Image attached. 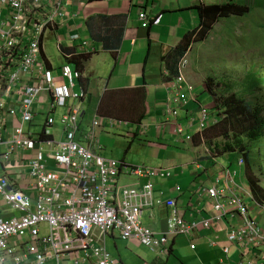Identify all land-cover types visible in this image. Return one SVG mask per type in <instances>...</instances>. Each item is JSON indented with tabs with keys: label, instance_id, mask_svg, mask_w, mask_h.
<instances>
[{
	"label": "built area",
	"instance_id": "2783aa9c",
	"mask_svg": "<svg viewBox=\"0 0 264 264\" xmlns=\"http://www.w3.org/2000/svg\"><path fill=\"white\" fill-rule=\"evenodd\" d=\"M63 6L64 0H0V264H121L107 245V236L114 232L124 239L137 238L167 256L169 234L196 237L202 229L213 230L217 222L225 221L231 244L264 250V229L251 208H264V201L236 182L238 170L224 167V185L200 188L213 200L215 214L190 220L179 210L177 199L156 201L154 197V179L170 177L171 171L98 153L102 117L82 129V100L87 96V89L78 82L82 71L67 62L58 79L43 62V38L47 29L59 24ZM139 17L143 27L151 25L146 11ZM67 42L85 53L96 49L78 33ZM172 85L177 94L169 100L185 106L189 98L181 92L188 85L184 74ZM39 102L47 113L41 132L32 128ZM210 108L203 104L199 118L192 117L188 126L195 134L177 125L180 140L193 142L198 135L206 145L205 131L219 122ZM61 109H66L59 118L63 129L55 132L54 113ZM179 110L174 108L176 115ZM108 120L112 128L131 124L114 116ZM140 126L139 132L148 129L143 123ZM220 155L215 145L206 148L207 158L215 160ZM239 164H246V159L241 157ZM123 177L145 182L123 185ZM177 189L181 191L182 186ZM157 207L169 209L163 232L142 220L146 209ZM210 244L217 246V239ZM222 248L230 254V246ZM242 251L246 255L240 264H264L259 255Z\"/></svg>",
	"mask_w": 264,
	"mask_h": 264
},
{
	"label": "crops",
	"instance_id": "0c3cea01",
	"mask_svg": "<svg viewBox=\"0 0 264 264\" xmlns=\"http://www.w3.org/2000/svg\"><path fill=\"white\" fill-rule=\"evenodd\" d=\"M226 1L228 0L224 2ZM215 3L223 2L64 0L63 17L55 29H47L43 38V62L46 67L52 68L58 79H61L65 63L70 62L76 67L82 63L80 65L83 66L81 69L83 75L78 82L87 89V96L82 100L84 113L81 123L85 129L91 125L94 118L102 117L101 126L98 128L101 141V147L96 149L98 153L106 157L123 158L132 165L163 167L171 171L170 177H158L165 179L162 182H156V178L154 179L156 184L154 197L156 201L161 198L177 199L179 210L190 220H201L215 214L213 200L207 197L205 192L201 193L200 188L224 185L226 177L224 167L227 166L219 163L217 158L215 160L207 158L206 147H203L198 135L197 140L191 142L180 140L175 133L178 124H182L187 131L193 130L188 125L192 123L193 116L199 118V109L203 104L212 108V118L220 119L217 108H214L215 96L209 92L207 80L196 77L195 72L190 70L193 64L185 62L189 53L194 52V44L180 61L176 59V49L188 33L200 25V6ZM255 6L251 5L252 10L249 13L238 17H247L254 12ZM142 11H146L152 21L149 27L142 26L139 17ZM156 18L160 19L158 23L153 22ZM73 33L80 34L83 40L93 42L96 46L95 51L85 53L79 50L75 43L71 46L67 41ZM181 63H184L182 68ZM182 73L188 83L181 91L189 98L185 106L178 105L173 100L177 91L172 84ZM209 94L213 101L210 104L203 103L204 96H207V101L210 102ZM176 106L180 108L177 115L174 112ZM42 107L39 102L36 107V120L44 113ZM58 112L61 115V110ZM110 116L127 119L131 124L127 128L120 127L126 130L113 127L115 130L111 131L112 127L108 120ZM141 123L148 125V129L139 132ZM56 125L52 127L55 132ZM131 125L133 129L130 128ZM122 134L128 140L131 138L126 149L124 142L117 138V135ZM135 139L139 140L134 144ZM135 145H138L140 150L144 149L141 158L143 163L128 157L129 151L132 152ZM201 165L203 167H200ZM249 172L246 170V176L252 187L250 179L254 178V175ZM185 179L190 182L185 184ZM130 180L132 183L129 185L135 186H142L145 182L144 178L139 177ZM236 182L241 185L237 179ZM178 185L182 186L181 191H178ZM258 185L261 193L256 196H260L258 198L264 201V185L260 177ZM252 192L254 193L253 190ZM251 208L264 229V208ZM168 213L169 209L166 208L146 209L142 220L156 231L163 232ZM226 224L227 221L217 222L213 230L202 229L201 234L196 237L169 234L167 243L170 248L169 254L162 256L155 252L152 256L144 258V261L146 264H215L209 259V255L216 253L221 256L220 264H240L242 255H246L242 250H249L264 258V250L231 244L227 236L229 226ZM170 235L173 236L172 241ZM109 238L118 249V241H121L140 256L146 251L137 238L124 240L118 232H114L107 236V245ZM216 239L218 245L213 247L210 242ZM192 243H196L197 247L192 248ZM222 245L231 247L230 254L224 252ZM117 258L121 264H126L120 256ZM243 264L248 262L245 261Z\"/></svg>",
	"mask_w": 264,
	"mask_h": 264
},
{
	"label": "rangeland",
	"instance_id": "374dc122",
	"mask_svg": "<svg viewBox=\"0 0 264 264\" xmlns=\"http://www.w3.org/2000/svg\"><path fill=\"white\" fill-rule=\"evenodd\" d=\"M219 1L224 2L225 0ZM244 1L250 5H256L254 12L247 17L242 16L240 18L234 15L233 18H221L204 41H195L194 52L191 51L189 53L185 62L193 64L190 70L195 72L196 77L201 80L206 81L209 76L215 77V89L221 97L222 102H226L228 97L235 92L256 104L264 106V0ZM208 98L210 102L207 101V96H204V102L203 99L201 100L203 103L210 104L213 101V97L209 94ZM215 100L218 101L216 97ZM61 112L62 115L66 112V109H61ZM221 113L222 115H220L219 122L221 119L227 117L226 111ZM61 115L60 112L54 113V116L57 119V125L55 126L56 131L62 129V124L59 119ZM46 116L47 113L44 112L43 114H40L35 121L33 126L34 129L36 128L37 132L43 130ZM120 127L127 128L128 126ZM123 128L120 129L126 130ZM130 128L133 129V125H131ZM110 130L114 131L115 128H111ZM187 133L195 134V131L190 130L187 131ZM57 138L59 139L60 135H57ZM117 138L119 141L124 142V149H126L131 138L128 140L123 134L117 135ZM138 140L135 139L134 144L137 143ZM208 141L209 140L207 139V143L203 147L210 148ZM215 141L216 143H221V146L220 148L218 147V149L222 154L218 156L217 161L230 167L232 171L238 170L239 174L236 176V179L239 183L243 185L245 184L246 187L252 190L251 184L246 176L247 170L248 172L250 171L249 173H252L254 177L258 179L260 177L264 185V135H262L260 140L250 142V144L248 142L249 149L251 150H249L250 156L249 160L245 157L246 164L243 166L239 164V161L241 157L245 156L244 154H242V156L240 152L224 153L223 146L226 142V138L222 136L215 138ZM135 146L136 147L132 149V152L131 150L129 151L128 157L134 158L143 163V159L141 158L144 154V149L140 150L138 145ZM163 180L165 179H155L156 182H162ZM189 182L188 179L184 180L185 184H188ZM122 183L123 185H128L129 183H132V180L123 177ZM253 205L254 203H252L251 206ZM170 238L172 241L173 236L170 235ZM118 244L119 249L114 243H112L110 238L108 239L110 250L115 256H120L126 264H146L144 258L155 254L149 246L143 243L146 251L141 253L142 256L138 255L136 251L135 253L131 251V248L121 241H118ZM178 254L179 253L176 251V255ZM209 259L215 264H220L221 256L213 253L209 255ZM72 263L73 262L69 264Z\"/></svg>",
	"mask_w": 264,
	"mask_h": 264
},
{
	"label": "trees",
	"instance_id": "16d2710c",
	"mask_svg": "<svg viewBox=\"0 0 264 264\" xmlns=\"http://www.w3.org/2000/svg\"><path fill=\"white\" fill-rule=\"evenodd\" d=\"M251 10V5L244 0H228L223 3L200 6V25L189 32L184 41L177 47L176 59L178 58L180 61L192 48L195 41H204L221 18L232 15H245ZM80 64L82 63H79L77 68L81 70L83 66ZM207 83L209 92L213 93V95L215 94L214 96L218 100L214 108H217L219 115H222L221 112H227L226 118L221 119L220 122L210 126L205 131L209 145H215L220 148L221 143H216L215 138L222 136L226 138L223 146L224 153L240 152L241 155H245H242L244 158L246 157L249 160L250 142L260 140L262 135H264V106L256 104L235 92L228 97L226 102H222L215 89V77L209 76ZM195 140H197L196 137ZM250 180L254 194L258 195V193H261L258 185L259 179L254 177Z\"/></svg>",
	"mask_w": 264,
	"mask_h": 264
},
{
	"label": "clouds",
	"instance_id": "9594fccd",
	"mask_svg": "<svg viewBox=\"0 0 264 264\" xmlns=\"http://www.w3.org/2000/svg\"><path fill=\"white\" fill-rule=\"evenodd\" d=\"M208 85V84H207Z\"/></svg>",
	"mask_w": 264,
	"mask_h": 264
}]
</instances>
